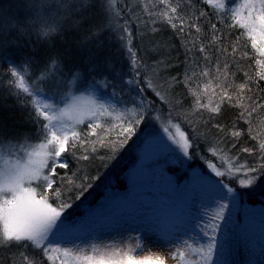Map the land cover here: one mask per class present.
Returning <instances> with one entry per match:
<instances>
[{
    "label": "snow or ice",
    "instance_id": "6c2138e0",
    "mask_svg": "<svg viewBox=\"0 0 264 264\" xmlns=\"http://www.w3.org/2000/svg\"><path fill=\"white\" fill-rule=\"evenodd\" d=\"M115 2L116 0H101V9L105 12L106 18H110V13L121 15V12L113 8ZM151 2L152 0H149V3ZM201 2L209 4L214 10L224 8V12L219 13L221 15L237 13L232 18L241 28L247 29L251 47L259 56L264 57V0H260V14L255 20L251 19V10L255 5L252 3L242 5L249 9L250 23L242 22L238 18V10L231 7L236 0H228L227 5L219 3L218 0ZM158 3L164 6L163 9L153 11L147 9L146 4L142 5L150 18L143 23L156 24L159 19L180 33L187 66L180 77L171 76L165 78L163 84L159 83L160 71L167 70L172 65L165 60H157L149 65L143 57L138 56L132 47L135 33L129 26L130 21L126 19L120 26L123 33L120 39L125 42L133 75L126 83L132 84L140 94V103L135 107L117 112L114 107L106 106L94 96L73 95L63 104L56 102L51 98L55 84L53 87L48 85L49 80H56V72L61 63L59 57L48 58L34 75L26 76L17 70L18 67L24 66L30 69V59L22 61L20 65L13 64L8 70L7 74L11 77L7 81L8 86L15 88L14 94L25 95V103L32 109L30 116L37 124L35 141L30 140L28 136L15 143L6 138L0 139V248H11L15 245L19 250L18 253H13L14 258L10 264H16L17 256L22 264H37L36 258L28 254L29 248L34 252L36 250L42 252L52 264L56 261L60 264H162L159 258L151 261L137 260L128 254L120 257L119 253L95 255L100 252L96 245L91 248L94 255H75L73 249L62 247L59 243L53 244L51 237L62 233L66 227L62 216L72 207L71 197L67 196V193L74 188L79 189L76 194V199H79L84 191L91 187L90 183H84L89 179L87 176L78 175L79 170L65 172L63 175L58 172V169H69L68 160L64 158L65 153L71 155L77 162L87 161L92 158L91 154L104 148L109 154L107 158L112 159L113 154L128 143L151 114L153 119L162 121V131L167 139L185 156L189 155V150L194 146V139L188 136L179 122L172 119V112L169 111L167 118L164 119L152 111L156 101L172 108L173 99H170L169 89L177 84H183L189 89V95L194 97L192 109L184 113L188 123L196 124L197 121L193 117L201 109L210 114H219L222 106L227 103L230 107L239 109L237 121L247 124V134L250 139L257 141L253 147L240 148V152L256 156L257 162L253 164L238 162V156H231V150L221 148L219 144L210 147L209 151L219 160V164L208 162L215 175L235 179L244 188L254 186L261 177H264V137L259 133L253 134L254 115L264 110V102H260L264 101V97L254 98L245 95L246 90L251 91L249 85L252 77L245 73L247 79L237 86L235 92L229 91L232 84L228 82V76L234 77L235 73L230 72L227 60L221 62V57L228 55V48L222 46L223 40L217 35L216 25H210L211 37L207 45L202 40L197 43L195 38L188 39L192 36L193 29L196 34L202 31L197 18L185 19L178 11L179 4L174 5L172 0H158ZM199 15L203 17L205 13L200 12ZM55 31L54 25L45 24L38 35L49 38ZM151 31L155 32L157 29L152 28ZM193 50L200 54L196 60H192L188 55ZM235 51L233 45V54ZM243 55L247 56L248 53L245 52ZM255 63L261 68L257 73L259 79L264 80V60L257 59ZM201 79L206 81L202 85V90ZM209 88L212 89V95L218 96L219 100L213 103L209 96L207 102L202 103L201 100L207 95ZM148 92L153 94L152 98L146 95ZM175 103L178 104L180 101L175 100ZM105 117L107 120H104ZM102 120L104 123H101ZM200 122L207 123L203 119ZM85 123L87 129L82 127ZM215 127L218 132H224L225 136H230L237 142L244 134L237 128L236 122L227 132L221 124H216ZM232 147L235 148L236 144L233 143ZM222 186L227 193L234 191L227 184ZM227 207L226 203H220L208 223L201 228L207 239L206 244L194 248L188 240L181 241L172 253L173 259L178 258L179 264H213L214 254L219 247L216 233L221 226L218 221L225 219L224 212ZM142 246L138 241L137 248Z\"/></svg>",
    "mask_w": 264,
    "mask_h": 264
},
{
    "label": "trees",
    "instance_id": "16d2710c",
    "mask_svg": "<svg viewBox=\"0 0 264 264\" xmlns=\"http://www.w3.org/2000/svg\"><path fill=\"white\" fill-rule=\"evenodd\" d=\"M36 1L41 0H0V139L6 138L15 142L24 136H28L32 141L37 139V124L30 116L32 109L25 103V95L14 94L15 88L7 84L8 79H11L7 74L10 67L13 64L20 65L24 60H31V68L24 66L18 67L17 70L28 76L34 75L48 58L59 57L61 63L56 72L58 80H49V87H53L55 82L62 86L64 80L76 75L80 77L75 84L78 91L89 90L103 83L106 94L112 96L118 103L126 107L136 106V101L140 103L137 89L132 84L126 83L133 78L125 42L120 39L123 35L120 26L126 19L130 21L129 26L135 33L132 47L137 51V55L143 57L149 65L157 60H165L172 65L167 70L160 71L159 83L163 84L164 79L171 76L180 77L185 71L187 64L181 34L159 19L156 24L143 23L150 18L142 5L146 4L147 9L153 11L163 9L164 6L159 4L158 0H152L151 3L149 0H116L114 9L121 12V15L110 13V18H106L105 12L102 11L101 0H47L46 7L38 6V8L35 6ZM172 2L174 5L179 4L178 11L185 19L197 18L202 28L199 34L193 29L192 36L188 39L195 38L197 43L202 40L207 45L211 37L210 25H216L217 35L223 40L222 46L228 48V55L222 56L221 62L227 60L230 72L235 73L234 77L228 76V82L232 84L229 91L235 92L237 86L247 79L245 76L247 73L248 77H252V81L249 85L251 91L246 90L245 95L254 98L264 97V80H260L257 75L261 68L255 63L258 55L251 47L250 39L244 29L238 27L228 15L217 14L212 6L201 0H172ZM44 8H47V12L43 14ZM200 12L205 15L200 17ZM6 19L8 22L1 25ZM45 24L54 25L56 28L49 38L38 35ZM152 28H156L157 31L152 32ZM233 45L236 48L234 54ZM188 46L191 47V44ZM245 52L248 53L247 56L243 55ZM188 55L192 60H196L200 54L193 50ZM205 82L203 79L200 80L201 90ZM56 88L58 85L55 86ZM169 91L170 99H173L172 108L156 101L152 110L157 108L161 112L165 109L174 112L188 136L194 139L192 150H197L198 154L208 162L218 164L217 157L213 156L209 149L219 144L221 148L230 149L231 156H238V162L248 164L257 162L256 156L240 152L241 147H253L257 141L250 139L247 134L248 125L243 121H237L238 108L230 107L225 103L219 114H210L201 109L193 117L197 121L196 124H190L184 118V113L189 112L194 103V97L189 95V89L183 84H177ZM146 95L149 98L153 97L151 92ZM209 96L213 103L219 100L218 96L212 95V89L209 88L201 102H207ZM175 100H179L180 103H175ZM201 119L207 123L200 122ZM234 122L244 133L238 142L230 136H225L224 132H218L215 127L216 124H221L227 132ZM146 123L147 119L128 143L113 154L112 159L107 158L109 154L104 148L91 154L92 158L87 161L77 162L71 155L64 154L69 169H58V172L63 175L65 172L79 170L80 177L89 178L84 183L91 184L79 199H76L79 189L74 188L67 193V196L71 197L70 210L74 214L79 215L82 207L96 203L102 196V187L107 184L106 182L111 180L119 189L126 187L127 173L136 163L135 148L147 133ZM82 127L87 129V124ZM253 128L255 129L253 134L259 133L264 137V110L254 115ZM233 143L236 144L235 148L232 147ZM189 164L200 167V163L195 160H190ZM219 178L229 187L241 192L244 202L252 201L248 193L264 198V177H261L254 186L247 188L241 187L235 179ZM242 192H245V195ZM18 251L15 245L11 248H0V264H10L14 258L13 253ZM27 252L36 258L37 264H50L42 253L34 252L31 248L27 249ZM15 259L16 264H22L18 256Z\"/></svg>",
    "mask_w": 264,
    "mask_h": 264
},
{
    "label": "rangeland",
    "instance_id": "374dc122",
    "mask_svg": "<svg viewBox=\"0 0 264 264\" xmlns=\"http://www.w3.org/2000/svg\"><path fill=\"white\" fill-rule=\"evenodd\" d=\"M218 2L228 4V0ZM246 3L255 5L251 10V19L255 20L260 14V0H236L231 7L238 10V18L242 22L250 23L249 9L242 7ZM35 6L46 7L47 0L36 1ZM46 10L44 8L43 14ZM215 11L217 14L223 13L224 8ZM235 14L229 12L227 15L240 27L232 18ZM5 22L8 20H4L1 25ZM243 29L248 35L247 29ZM258 59L264 60V57L258 55ZM78 77L75 75L64 80L62 86L55 82L58 88L54 87L51 98L63 104L73 95L94 96L106 106L114 107L117 112L135 107L118 103L106 94L103 83L89 90L78 91L75 85ZM136 103L139 105L138 101ZM152 111L164 119L169 113L168 109L161 112L155 108ZM173 113L172 119L179 122L184 130L181 121ZM146 119L147 133L135 148L136 163L127 173L126 187L119 189L110 180L102 187V196L93 205L82 207L81 214L76 215L70 208L67 209L62 216L66 227L62 233L51 237L52 243L73 249L75 255L81 256L94 255L91 248L96 245L100 252L95 255L119 253L120 257L128 254L137 260L156 261L159 258L162 264H179L178 258L172 257L178 244L184 240H188L194 248L206 244L207 239L201 228L208 223L218 205L226 203L225 219L218 221L221 226L216 233L219 247L214 254L213 264H261L262 258L256 257L254 249L244 240L252 231L250 225H264V198L248 193L252 200L248 203L243 201V194L235 189L227 193L222 186L225 183L215 175L208 161L197 150H192V147L189 155L185 156L163 133L162 121L153 119L151 114ZM190 160L199 162L200 167L191 166ZM242 193L245 195V192ZM164 202L169 207H176L171 230L151 220ZM182 221H188L189 224L180 227ZM154 228L159 231H154ZM138 241L143 245L142 248H137ZM55 264L60 262L56 261Z\"/></svg>",
    "mask_w": 264,
    "mask_h": 264
},
{
    "label": "bare ground",
    "instance_id": "6f19581e",
    "mask_svg": "<svg viewBox=\"0 0 264 264\" xmlns=\"http://www.w3.org/2000/svg\"><path fill=\"white\" fill-rule=\"evenodd\" d=\"M167 201L168 200L166 199L165 202ZM165 202L160 204V206L158 207V212L152 215L154 217L151 220L160 224L162 228H170L171 230L174 226V224L172 223V218L176 215V207H169L165 205ZM188 224V221H182L179 226L185 227ZM250 226L252 231L246 235L244 242H246L254 249L256 257L262 258L263 261L261 262V264H264V225L261 224L260 226H256L255 224H252ZM153 230L159 231L158 228H154ZM250 259L251 258H249V260Z\"/></svg>",
    "mask_w": 264,
    "mask_h": 264
}]
</instances>
